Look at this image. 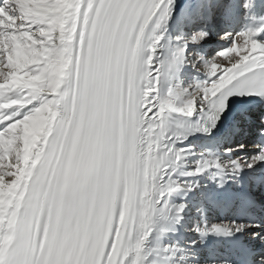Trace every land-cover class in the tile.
Segmentation results:
<instances>
[{
	"label": "snow or ice",
	"instance_id": "snow-or-ice-1",
	"mask_svg": "<svg viewBox=\"0 0 264 264\" xmlns=\"http://www.w3.org/2000/svg\"><path fill=\"white\" fill-rule=\"evenodd\" d=\"M203 7L204 0L194 13L177 9L176 0H0V264H145L158 221L171 224L161 233L178 231L187 194L199 192L198 213L205 202L264 208V176L241 178L264 163V144L253 145L259 150L251 157L226 160L213 154L219 149L201 150L185 175L214 171L206 183L176 176L192 151L176 147L181 137L213 135L233 97L264 100V25L221 34L231 44L205 59L189 52L210 36L213 13L205 18ZM214 7L230 20L254 4L215 0ZM174 13L191 34L164 55L159 45ZM185 63L207 79L161 95V76ZM173 113L198 115L179 131L171 127ZM255 119L254 110L242 109L225 136L246 135ZM258 120L264 138V111ZM178 191L185 199L171 202ZM250 229L261 224L197 226L182 259L264 264L261 231L249 233L260 249L238 241L223 259L200 250L209 235Z\"/></svg>",
	"mask_w": 264,
	"mask_h": 264
},
{
	"label": "bare ground",
	"instance_id": "bare-ground-1",
	"mask_svg": "<svg viewBox=\"0 0 264 264\" xmlns=\"http://www.w3.org/2000/svg\"><path fill=\"white\" fill-rule=\"evenodd\" d=\"M212 2H215V0H212ZM196 3H197V0H176V7L177 9H186L187 12L194 13L195 8H196ZM204 9L205 10H204L203 16L207 18L208 12L210 13L213 9V3H211L210 0H204ZM253 18H257L258 21L257 23H253L252 21L246 22L247 23L246 26L249 27V29H255L259 27V22L264 21V11L262 14L257 12L253 15H250V20H252ZM237 26L238 24H235L234 28ZM166 27H167V31L164 33V39L160 41L159 51L163 53L164 55H171L176 50V48L183 43V40L188 36V27L187 26L183 27L181 34H179L180 32L178 29L176 13L173 14L171 19L168 21ZM179 37H182L181 41L177 39ZM207 41H209L210 43H216V35L214 37L212 36L208 38L206 41L202 42L199 45H190L189 52L196 54L194 53V51L202 52V51L207 50L210 45V44L209 45L205 44V42ZM221 41L224 44L227 43L226 40L225 41L221 40ZM228 43L229 45L231 44V42H228ZM186 79L187 81H185ZM205 79H207L206 71L197 70V68H193L191 65L188 66V63H185V64L180 65L178 70L173 69L166 76H161L160 84H159V92L161 95L166 96L170 92H179L180 90L188 88L189 86L194 85L197 82L204 81ZM247 99L249 101L245 102V100ZM257 103L259 104L258 108H253L254 105ZM242 109H247L249 111L254 110L255 116L257 117V119H255L254 122L250 123V126H248L247 131L249 132L254 127H258L259 126L258 116L261 114L262 111H264V100H261L260 98L255 97V96L247 97V98L233 97L229 112L225 114L226 118L223 120L222 124L219 126V130L218 131L214 130L213 135L206 136V135L197 133L196 135H189L186 140L183 139L182 137L180 138L182 142H177L176 147L184 148L185 146H192V151L188 153L185 156V158L180 161V164L176 166V167H179V172L176 171V176L178 179H181V180L187 179L189 181H199L200 183H206L208 179L212 175H214V171H208L204 173L203 175H199V176L185 175L195 166V162L199 158L198 153L201 150H204L205 148H207L208 145H215L213 148L215 150L219 149V151H214L213 154L218 155L221 159H225V160L230 159L228 155L226 157L223 156L224 154L223 148L228 147V143L234 140L235 137L228 138L225 136V126L226 124L231 123L233 119L238 118L240 111ZM197 115L198 113H194L191 117H186L180 114L173 113L170 116L171 127L173 129H178L179 131H184V126H186L191 121H194ZM249 136L250 134L245 135L243 144L245 145L244 149L250 152L249 155L251 157L252 155H254L252 152H256L257 149L253 148V146L252 147L249 146L250 144L249 142L252 139V138L250 139ZM263 166H264V163L258 164L255 168L249 171H251L252 173H256L257 170H262ZM208 190L214 191V185H212ZM195 193H197L196 198L192 196V194H195ZM195 193H190V194H187L186 196V203L188 207L183 213L184 219L181 223V227L183 228L182 231L178 229V231H168L166 233H161L160 229L161 227H163V223H166V222L158 221L156 228L154 229L153 233L151 234V236L149 237V239L146 241V244H145V264H153L157 261L161 262L165 260L164 253H160V256L158 258L156 257L158 254L155 252V247H156L155 242L156 241L154 240V236H153L155 234L159 238H161L160 236L163 234H165L166 237H170L175 234L177 235V237H180L181 240L186 239V238H191L192 240L197 239V233L195 231L189 233V231L187 230L189 227V224L195 227L202 226L203 225L202 222L199 221L200 216L202 217V212L204 211V209H208L209 214H210L212 212V209H211V204L209 202H205L204 209L200 213L196 212V209L200 206L201 196L199 192H195ZM184 199H185V196H184L183 191L172 193L169 197V200L174 203H179ZM211 215L213 214L211 213ZM222 221H231V220L228 217L218 218V219H215V218L209 219L208 217L205 223L211 225L213 223H220ZM167 224H170V223H167ZM179 252L180 250L178 251V253Z\"/></svg>",
	"mask_w": 264,
	"mask_h": 264
},
{
	"label": "rangeland",
	"instance_id": "rangeland-1",
	"mask_svg": "<svg viewBox=\"0 0 264 264\" xmlns=\"http://www.w3.org/2000/svg\"><path fill=\"white\" fill-rule=\"evenodd\" d=\"M254 1V2H253ZM258 1V2H257ZM210 2L211 3H213V9H212V11L211 12H214V5H215V2H212V0H210ZM256 2V3H255ZM252 3L254 4L255 3V7H257V5H259V4H261L262 5V3H264V0H252ZM204 7L202 8V11H200L201 12V14L202 15H204ZM251 10H253V8L251 9ZM250 10V11H251ZM245 11H247V10H245L244 9V12ZM209 13V12H208ZM241 17V16H240ZM235 18L237 19H239V15H236L235 16ZM243 19H245V17H244V15L242 16V20ZM215 20H216V18H215ZM254 20H256V22L254 21ZM223 21H225V19L223 18ZM222 21V23H220V21H219V23H218V36L216 37V43H210L209 41H207V42H205V44L206 45H209V47H208V49L207 50H205V51H194V53H196V54H199L200 56H203L205 59H210V58H212L213 56H215L219 51H221V50H223V49H225V48H227L228 47V45H229V43L228 42H231V40L229 39V40H226V42L228 43H222V41H221V39L219 38L220 37V35L221 34H223V33H225V32H227V29L225 28L226 26H223V25H225V23H227L226 21L225 22H223ZM249 21H252L253 23H257V21H258V19L257 18H253L252 20H249ZM223 24V25H222ZM196 25H200V23H198V24H196ZM196 25H194L195 27H193V28H197L196 27ZM209 25H211V24H209ZM234 25L235 24H233V28H234ZM231 27V28H232ZM238 27V26H237ZM236 28V27H235ZM178 29H180V30H183V27H178ZM237 30L239 29V28H236ZM179 30V34H181V32L182 31H180ZM236 30V31H237ZM216 32H214V30H213V32L211 31L210 32V36H209V38L210 37H214L215 35H217V34H215ZM191 34V32L189 33L188 32V35H190ZM234 36V35H233ZM175 40V39H174ZM182 40V37H179V41H181ZM225 41V40H224ZM207 47V46H206ZM205 47V48H206ZM211 49V50H210ZM188 66H190V64H188ZM185 81H187V79L185 80ZM245 127H246V129L248 128V126L247 125H245ZM254 128H257V127H254ZM254 128L253 129H251L249 132L247 131V134L249 135L250 134V136L253 134V133H255V130H254ZM246 134V135H247ZM241 135H243L244 137H245V135L244 134H241ZM236 138H234V140H232L231 142H229L228 144H230V143H233L234 145L231 147V148H233V149H235V146H236ZM251 141H252V139L250 140V142L249 143H251ZM249 146H250V144H249ZM250 147H252V146H250ZM249 151H247V150H245V149H242V150H240V151H233L230 155H228L230 158H234V157H236V156H244V157H250V155H249ZM253 154H255V152H252ZM246 155V156H245ZM223 156L224 157H226L227 155L226 154H223ZM231 156H233V157H231ZM177 172H179V171H177ZM192 196L194 197V198H196L197 197V193H195V194H192ZM193 201H195V200H193ZM190 225V228H192V227H194L195 228V226H193V225H191V224H189ZM190 228L188 227V231H189V233H191V230H190ZM194 228H192V230L194 229ZM179 229V228H178ZM154 236V235H153ZM161 238H159V237H157L156 236V234H155V236H154V240L156 241L155 243H156V247H155V252L158 254L156 257L158 258L159 256H160V253H164L165 255H164V259L165 260H163V261H161V262H159V261H157V262H155V263H153V264H184V262L181 260V259H177L175 256H174V254H172L168 249H170L171 247H168V248H165L164 247V245H169L168 243H166V240H167V238L165 237V236H160ZM181 239V238H180ZM187 239V238H186ZM186 239H182V240H184V241H186ZM170 240H172V241H177L178 239H177V236H176V238L175 237H173L172 239H170ZM162 241V242H161ZM180 248V246H176L175 248H174V250L173 251H175L174 253H178V249ZM180 250V249H179ZM171 254H170V253ZM172 255V256H171ZM167 256V257H166ZM178 261H180V262H178Z\"/></svg>",
	"mask_w": 264,
	"mask_h": 264
}]
</instances>
